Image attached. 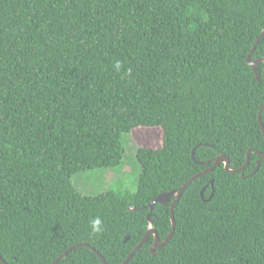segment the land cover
Wrapping results in <instances>:
<instances>
[{
  "label": "trees",
  "instance_id": "trees-1",
  "mask_svg": "<svg viewBox=\"0 0 264 264\" xmlns=\"http://www.w3.org/2000/svg\"><path fill=\"white\" fill-rule=\"evenodd\" d=\"M263 30L264 0H0L4 261L52 264L86 243L122 264L151 224L161 240L172 231V201L151 222L142 206L220 154L239 169L264 152V80L247 62ZM139 127L161 128L163 145L139 147L137 192L82 194L73 177L121 165L122 138ZM260 159L188 185L170 242L153 255L151 236L127 264H264V159L250 175ZM57 264L103 262L80 247Z\"/></svg>",
  "mask_w": 264,
  "mask_h": 264
},
{
  "label": "rangeland",
  "instance_id": "rangeland-1",
  "mask_svg": "<svg viewBox=\"0 0 264 264\" xmlns=\"http://www.w3.org/2000/svg\"><path fill=\"white\" fill-rule=\"evenodd\" d=\"M125 147L124 159L115 168L80 172L73 177L76 188L84 195L96 196L114 190L121 194L137 192L141 176V165L137 158L139 147L159 148L163 145L161 128L139 127L122 138Z\"/></svg>",
  "mask_w": 264,
  "mask_h": 264
},
{
  "label": "water",
  "instance_id": "water-1",
  "mask_svg": "<svg viewBox=\"0 0 264 264\" xmlns=\"http://www.w3.org/2000/svg\"><path fill=\"white\" fill-rule=\"evenodd\" d=\"M263 38H264V30L261 33L260 37L257 39V41H256L251 53L249 54L248 59H247L248 64L254 69V72L256 74V79L259 82L264 80V72H263L262 75H260L259 74V69H258V65L260 63L264 62V58L258 59V60H253L252 57H253V55L255 53V50H256L258 44L262 41ZM263 111H264V107H262L260 112H259V122H260V125H261V128H262V132L264 134V122H263V119H262ZM206 146H211V145H206ZM253 153H255V154H257V155H259L261 157V159L258 161V167L250 174V175H254L258 171V168L260 166L261 160L264 159V152H260V151H257V150H249L247 152L246 163L244 164V166H242L239 169H232L230 167V165H231L230 158L228 156H225V155H220V156H218L215 159L214 163L210 167H208L203 172H201V173L197 174L196 176H194L186 184H184L179 190H174V191H171L169 193L160 194L148 206H146L144 208H141V209L149 208L151 211H153L155 206H156V204L167 205V204H169V202H171L173 197H175L174 200L172 201V204H171L172 231L170 232V234L168 235V237L164 241H160L157 231L151 227L150 230L147 232L146 236L140 242V244L133 250V252L128 256V258L122 264H127L131 260V258L134 256V254L147 242V240L149 239V237L152 234L155 235L154 246L151 248V252L153 254H156V249L162 248L163 246H165L167 243L170 242V240L172 239V237H173V235L175 233V229H176V220H175V217H174V209H175V206H176L177 202L180 200V198L183 195L184 191L188 187V185H190L192 182H194L199 177L213 172L218 166H220L222 164H224L225 169L228 172L232 173V174L242 173L243 171H245V169L250 164L251 154H253ZM192 155H193V158L195 160V150L193 151ZM196 162L199 165H206V166L209 165V162H198V161H196ZM211 183L214 184V180H211ZM213 193H215V191H213ZM201 195L204 198V190L201 192ZM148 219L151 222V213L148 215ZM128 239H129V237H126V241ZM80 247L91 248V250L93 252L98 254V256L102 260L103 264H109L107 262V260L102 256L101 253H99L96 249L92 248L89 244H86V243L77 244V245L69 248L64 254H62L60 257H58L52 264H57L59 261L64 259L71 251H73V250H75L77 248H80ZM0 259L2 260V262L4 264H8L6 261H4V259L2 258L1 255H0Z\"/></svg>",
  "mask_w": 264,
  "mask_h": 264
},
{
  "label": "flooded vegetation",
  "instance_id": "flooded-vegetation-1",
  "mask_svg": "<svg viewBox=\"0 0 264 264\" xmlns=\"http://www.w3.org/2000/svg\"><path fill=\"white\" fill-rule=\"evenodd\" d=\"M220 155H223V154H220ZM220 155H219V156H220ZM214 161H215V160H214ZM222 165H224V164H222ZM224 167H225V166H224ZM211 180H213V179H211ZM211 180H210V183H211ZM213 185H214V184L211 183L212 193H211L210 197H209L208 199H205V197H204V198H203L204 200L209 201V200L214 196L213 191H215V190H214V188H213V187H214ZM206 189H207L206 187L203 189L204 192H205ZM203 190H202V191H203ZM168 193H169V192H168ZM164 194H165V193H164ZM174 198H175V197H173V199H172L171 201H173ZM171 204H172V203H171ZM144 207H146V206H142L141 208H144ZM133 210H135V209H131V211H133ZM152 212H153V211H151V216L153 215ZM149 214H150V213H149ZM149 214H148V215H149ZM151 227L154 229V227H153L152 224L150 225V228H151ZM150 228H149V230H150ZM149 230H148V231H149ZM155 230H156V229H155ZM156 231H157V230H156ZM157 233H158V232H157ZM146 234H147V233H146ZM145 236H146V235H145ZM151 236L154 237V241H153L152 246L150 247V251H151V248L154 246V242H155V235L152 234ZM151 236H150L149 238H151ZM158 236H159V234H158ZM127 237H128V236H127ZM159 239H160V237H159ZM148 240H149V239H148ZM148 240H147V241H148ZM160 241H164V240H161V239H160ZM159 249H160V248H159ZM151 253H152V252H151ZM152 254H153V253H152ZM156 254H157V249H156ZM156 254H153V255H156Z\"/></svg>",
  "mask_w": 264,
  "mask_h": 264
},
{
  "label": "clouds",
  "instance_id": "clouds-1",
  "mask_svg": "<svg viewBox=\"0 0 264 264\" xmlns=\"http://www.w3.org/2000/svg\"><path fill=\"white\" fill-rule=\"evenodd\" d=\"M116 67L119 68V63H117ZM91 224H92V228H93V231H94V232H99V231H100V224H101V221H100L99 218L94 219V220L91 222Z\"/></svg>",
  "mask_w": 264,
  "mask_h": 264
}]
</instances>
